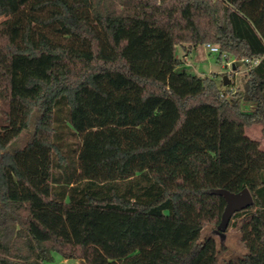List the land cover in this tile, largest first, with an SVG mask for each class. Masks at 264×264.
<instances>
[{
	"label": "trees",
	"instance_id": "obj_1",
	"mask_svg": "<svg viewBox=\"0 0 264 264\" xmlns=\"http://www.w3.org/2000/svg\"><path fill=\"white\" fill-rule=\"evenodd\" d=\"M205 44L242 90L181 69ZM256 126L264 0H0V264H219L216 189L254 199L224 264H264Z\"/></svg>",
	"mask_w": 264,
	"mask_h": 264
},
{
	"label": "rangeland",
	"instance_id": "obj_2",
	"mask_svg": "<svg viewBox=\"0 0 264 264\" xmlns=\"http://www.w3.org/2000/svg\"><path fill=\"white\" fill-rule=\"evenodd\" d=\"M176 56L183 61L181 69H185L187 72L198 76H214L217 75L218 81L223 80L224 76H228L229 83L234 91L242 90L245 76L248 71V65L242 61L237 60L234 66L226 67L227 60L223 58L218 61V56L211 54L209 51L203 49V47L193 48L190 55H187L185 49L181 46L176 48ZM242 109L244 111H251L252 105L248 103H242ZM33 130L32 124L29 129L23 130L19 137L14 141V147H21L29 138V133ZM247 135L260 143L264 150V137L260 132V127H252L246 130ZM231 225V222H230ZM226 232V235L221 239L217 234V228L207 227L203 233L202 238L213 236L217 239L219 250V264H224L229 260H236L242 256L246 249L240 240V232L235 227H230ZM45 264H81L79 260L69 259L65 260L58 254H53V260Z\"/></svg>",
	"mask_w": 264,
	"mask_h": 264
},
{
	"label": "water",
	"instance_id": "obj_3",
	"mask_svg": "<svg viewBox=\"0 0 264 264\" xmlns=\"http://www.w3.org/2000/svg\"><path fill=\"white\" fill-rule=\"evenodd\" d=\"M228 79V76L224 77V86L228 85ZM210 194L223 197L226 203L221 222L216 230V234L223 239L234 214L252 207L254 205V199L248 189H244L240 193H232L224 189H216L211 190Z\"/></svg>",
	"mask_w": 264,
	"mask_h": 264
},
{
	"label": "built area",
	"instance_id": "obj_4",
	"mask_svg": "<svg viewBox=\"0 0 264 264\" xmlns=\"http://www.w3.org/2000/svg\"><path fill=\"white\" fill-rule=\"evenodd\" d=\"M203 49L206 50V51H209L211 54H218L219 53V48L216 47V46H212V45H209V44H205L203 45ZM237 60H232L230 62H228L226 64V67H232L234 66V64L236 63Z\"/></svg>",
	"mask_w": 264,
	"mask_h": 264
},
{
	"label": "crops",
	"instance_id": "obj_5",
	"mask_svg": "<svg viewBox=\"0 0 264 264\" xmlns=\"http://www.w3.org/2000/svg\"><path fill=\"white\" fill-rule=\"evenodd\" d=\"M224 77H225V76H224ZM224 77H223V79H224ZM229 81H230V80L228 79V83H229ZM246 133H247V132H246ZM261 148H262V147H261Z\"/></svg>",
	"mask_w": 264,
	"mask_h": 264
}]
</instances>
